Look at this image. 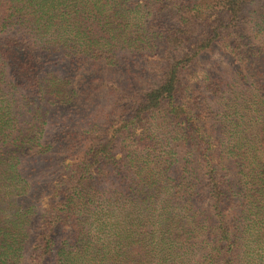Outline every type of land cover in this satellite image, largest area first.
<instances>
[{"label": "trees", "instance_id": "16d2710c", "mask_svg": "<svg viewBox=\"0 0 264 264\" xmlns=\"http://www.w3.org/2000/svg\"><path fill=\"white\" fill-rule=\"evenodd\" d=\"M251 3L0 0V264H264Z\"/></svg>", "mask_w": 264, "mask_h": 264}, {"label": "rangeland", "instance_id": "374dc122", "mask_svg": "<svg viewBox=\"0 0 264 264\" xmlns=\"http://www.w3.org/2000/svg\"><path fill=\"white\" fill-rule=\"evenodd\" d=\"M256 1H257V0H253V3H251L249 6H250L251 8H253L254 5L256 4ZM41 205H42V207H46V206H47L46 200H43L42 203H41Z\"/></svg>", "mask_w": 264, "mask_h": 264}]
</instances>
